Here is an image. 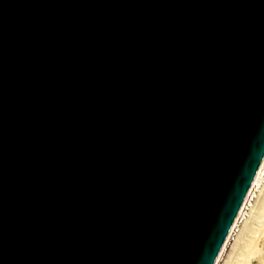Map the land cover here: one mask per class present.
I'll return each mask as SVG.
<instances>
[{
	"label": "water",
	"instance_id": "95a60500",
	"mask_svg": "<svg viewBox=\"0 0 264 264\" xmlns=\"http://www.w3.org/2000/svg\"><path fill=\"white\" fill-rule=\"evenodd\" d=\"M264 158V0H0V264H214Z\"/></svg>",
	"mask_w": 264,
	"mask_h": 264
},
{
	"label": "rangeland",
	"instance_id": "374dc122",
	"mask_svg": "<svg viewBox=\"0 0 264 264\" xmlns=\"http://www.w3.org/2000/svg\"><path fill=\"white\" fill-rule=\"evenodd\" d=\"M217 264H264V166Z\"/></svg>",
	"mask_w": 264,
	"mask_h": 264
},
{
	"label": "bare ground",
	"instance_id": "6f19581e",
	"mask_svg": "<svg viewBox=\"0 0 264 264\" xmlns=\"http://www.w3.org/2000/svg\"><path fill=\"white\" fill-rule=\"evenodd\" d=\"M263 166H264V158H263V161H262V163H261V165H260V168H259V170H258V172H257V174H256V176H255V178H254V180H253V183H252V185H251V187H250V189H249V191H248V193H247V196H246V198H245V200H244V202H243V204H242V206H241V209H240V211H239V213H238V215H237V217H236V219H235V221H234V223H233V225H232V227H231V230H230V232H229V234H228V236H227L226 241H227L228 238L231 236V233L233 232V230H234V228H235V226H236V224H237V222H238V220H239V218H240V216H241V214H242V211H243V209H244V207H245V204H246V202H247V199L249 198V195H250L252 189L254 188L255 184H256L257 181H258V178H259V176H260V174H261V171H262ZM226 241H225V242H226ZM224 247H225V244L223 245V247H222V249H221V251H220V253H219V255H218V257H217V259H216V261H215L214 264H217V262H218V260H219V258H220V256H221V253L223 252Z\"/></svg>",
	"mask_w": 264,
	"mask_h": 264
}]
</instances>
